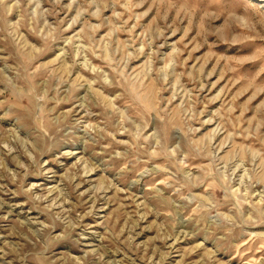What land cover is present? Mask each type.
<instances>
[{
  "label": "rangeland",
  "instance_id": "obj_1",
  "mask_svg": "<svg viewBox=\"0 0 264 264\" xmlns=\"http://www.w3.org/2000/svg\"><path fill=\"white\" fill-rule=\"evenodd\" d=\"M0 264H264V0H0Z\"/></svg>",
  "mask_w": 264,
  "mask_h": 264
}]
</instances>
